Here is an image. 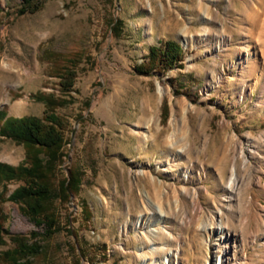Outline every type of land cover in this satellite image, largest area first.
I'll return each instance as SVG.
<instances>
[{"label":"rangeland","instance_id":"rangeland-1","mask_svg":"<svg viewBox=\"0 0 264 264\" xmlns=\"http://www.w3.org/2000/svg\"><path fill=\"white\" fill-rule=\"evenodd\" d=\"M39 4L18 14L21 0H0V109L41 117L33 94H52L65 122L53 180L75 168L81 183L53 201L51 236L2 200L0 253L38 232L31 264H264V0ZM161 40L181 63L137 74ZM74 64L63 92L56 73ZM24 156L0 137V162Z\"/></svg>","mask_w":264,"mask_h":264},{"label":"trees","instance_id":"trees-1","mask_svg":"<svg viewBox=\"0 0 264 264\" xmlns=\"http://www.w3.org/2000/svg\"><path fill=\"white\" fill-rule=\"evenodd\" d=\"M41 0H21L18 14L34 13L40 9ZM117 27V26H116ZM113 30V29H112ZM183 60L182 46L175 40H161L158 45H151L142 62L133 69L137 74L149 75L155 70H168ZM75 64L64 66L57 72L63 92L73 88L76 77ZM33 97L42 100L47 108L43 116L25 115L21 117L6 116L0 109V137L9 138L25 148V156L16 165L0 162V188L6 183L18 181L19 185L7 196L0 191V202L4 199L19 205L21 211L36 225L43 226V236H51L57 230V217L52 210L55 199L67 200L72 193L79 190L81 172L70 168L68 175L57 183L54 182L55 167L64 156V120L49 108L57 99L52 94L36 92ZM4 215L0 209V245H4L7 232L3 228ZM39 233L29 235H10L12 246L0 253L3 264H31L42 246L37 239Z\"/></svg>","mask_w":264,"mask_h":264},{"label":"bare ground","instance_id":"bare-ground-1","mask_svg":"<svg viewBox=\"0 0 264 264\" xmlns=\"http://www.w3.org/2000/svg\"><path fill=\"white\" fill-rule=\"evenodd\" d=\"M255 12V11H254ZM253 12V13H254ZM257 12V11H256ZM258 14V13H257ZM255 14V15H257ZM232 175H231V178H230V186L234 185L236 183V178H235V170H233L232 172Z\"/></svg>","mask_w":264,"mask_h":264}]
</instances>
